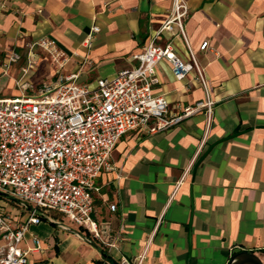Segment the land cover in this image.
I'll return each mask as SVG.
<instances>
[{
  "label": "crops",
  "instance_id": "0c3cea01",
  "mask_svg": "<svg viewBox=\"0 0 264 264\" xmlns=\"http://www.w3.org/2000/svg\"><path fill=\"white\" fill-rule=\"evenodd\" d=\"M184 1V31L214 101L211 123L206 128L201 109L162 131L124 133L111 152L113 169L95 179L93 216L109 223L115 247L105 251L117 262L143 253L141 264H226L242 250L264 262V0ZM171 6L172 0H0V63L11 51L19 54L0 64V97L53 79L47 58L36 62L20 41L53 37L70 55L64 71L91 83L135 67L133 56ZM93 25L99 30L86 47ZM205 40L208 46L199 49ZM156 42H171L187 58L176 28ZM42 62L47 72L34 83ZM155 77L153 93L165 96L169 113L205 98L194 72L178 80L167 60L156 64ZM0 204L16 224L29 214ZM30 234L42 248L29 253L27 264H111L94 245L44 219L30 226L26 245Z\"/></svg>",
  "mask_w": 264,
  "mask_h": 264
},
{
  "label": "built area",
  "instance_id": "2783aa9c",
  "mask_svg": "<svg viewBox=\"0 0 264 264\" xmlns=\"http://www.w3.org/2000/svg\"><path fill=\"white\" fill-rule=\"evenodd\" d=\"M187 13L184 0H172L158 29L143 50L133 56L137 65L91 83L81 82L78 71H64L70 55L53 37L42 36L28 45L29 54L37 46L49 55L54 76L32 88L31 93L0 97V190L32 208L27 218L16 224L15 215L0 204V264H27L29 253L42 248L35 234L29 235L30 245L24 244L30 226L43 220L38 213L50 219L51 213H57L104 250L115 247L109 223L93 216V194L100 190L96 177L113 169L110 157L119 138L130 130L162 131L201 109L209 127L214 101L209 95V81L184 31ZM174 28L185 45L186 59L175 53L171 42H156L160 33ZM98 30L96 25L91 27L84 46L91 45L92 33ZM207 46L205 40L199 49ZM18 59L19 54L11 51L2 65ZM161 60L170 63L178 80L194 72L205 98L178 113H169L165 96L154 94L152 89L157 82L155 66ZM182 180L183 176L175 188ZM115 208L114 203L109 205L110 210ZM142 260L143 253L133 259L121 256L118 263L141 264Z\"/></svg>",
  "mask_w": 264,
  "mask_h": 264
},
{
  "label": "water",
  "instance_id": "95a60500",
  "mask_svg": "<svg viewBox=\"0 0 264 264\" xmlns=\"http://www.w3.org/2000/svg\"><path fill=\"white\" fill-rule=\"evenodd\" d=\"M0 195L7 197L9 199H12L13 201L17 202L18 204L24 206L27 209H32L30 207V205H28L27 203H25L24 201L4 192L0 190ZM44 220L49 221L51 223H54L76 235H78L79 237H81L82 239H84L85 241H87L88 243L94 245L99 251L100 253L107 257L110 260L111 264H119L116 260L110 258V256L108 255V253L104 250V248H102L100 245L96 244L93 240L89 239L84 233H82L81 231H79L78 229H75L69 225H66L60 221L54 220V219H50L49 217H47L46 215L42 214V213H38ZM226 264H264V262L262 261V259L255 254L252 251H248V250H242V251H238L234 254L231 255V257L228 259Z\"/></svg>",
  "mask_w": 264,
  "mask_h": 264
},
{
  "label": "rangeland",
  "instance_id": "374dc122",
  "mask_svg": "<svg viewBox=\"0 0 264 264\" xmlns=\"http://www.w3.org/2000/svg\"><path fill=\"white\" fill-rule=\"evenodd\" d=\"M20 40H22L21 38H20ZM33 41H24V42H21L20 41V44H23L24 46H23V48L24 49H27V50H29L30 48H29V44H31ZM32 54H33V59L36 61V62H38V61H40V59L41 58H47V62H48V64L50 65V67L51 68H53V64H52V61H51V58L49 57V55L45 52V51H43L41 48H39V47H37V46H34L33 48H32ZM1 64V63H0ZM42 64H43V62H42ZM42 64H40V65H42ZM1 66H2V64H1ZM45 64H43V66H42V69H43V71H42V73L40 72L41 70L39 69V71H37L38 73H36V76L35 77H33V81H34V83H36L37 81H38V79H39V77L40 76H42V77H45V74H46V70H47V68H46V70H45ZM44 75V76H43ZM24 92H26V93H31L32 91L30 90V88H28L26 91H24ZM0 200L1 201H4V202H6L7 204H8V206L9 207H16L19 211H20V215H22V214H24V212L26 211L27 212V208H25V207H23V206H21V205H18V203L16 202L15 203V201H13L12 199H9V198H7V197H4V196H2V195H0ZM9 207L7 208V209H9Z\"/></svg>",
  "mask_w": 264,
  "mask_h": 264
},
{
  "label": "trees",
  "instance_id": "16d2710c",
  "mask_svg": "<svg viewBox=\"0 0 264 264\" xmlns=\"http://www.w3.org/2000/svg\"><path fill=\"white\" fill-rule=\"evenodd\" d=\"M263 252H264V250H263Z\"/></svg>",
  "mask_w": 264,
  "mask_h": 264
}]
</instances>
